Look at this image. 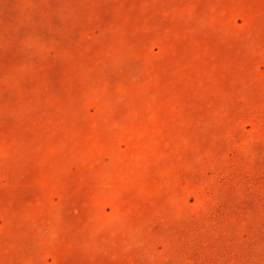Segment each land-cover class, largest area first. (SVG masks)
Returning a JSON list of instances; mask_svg holds the SVG:
<instances>
[{
    "label": "rangeland",
    "instance_id": "1",
    "mask_svg": "<svg viewBox=\"0 0 264 264\" xmlns=\"http://www.w3.org/2000/svg\"><path fill=\"white\" fill-rule=\"evenodd\" d=\"M0 264H264V0H0Z\"/></svg>",
    "mask_w": 264,
    "mask_h": 264
}]
</instances>
